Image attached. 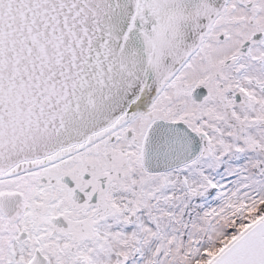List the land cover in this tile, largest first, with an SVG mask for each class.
Masks as SVG:
<instances>
[{"label":"snow or ice","instance_id":"snow-or-ice-1","mask_svg":"<svg viewBox=\"0 0 264 264\" xmlns=\"http://www.w3.org/2000/svg\"><path fill=\"white\" fill-rule=\"evenodd\" d=\"M0 264H264V0H0Z\"/></svg>","mask_w":264,"mask_h":264}]
</instances>
